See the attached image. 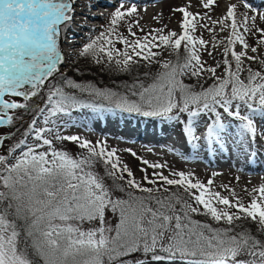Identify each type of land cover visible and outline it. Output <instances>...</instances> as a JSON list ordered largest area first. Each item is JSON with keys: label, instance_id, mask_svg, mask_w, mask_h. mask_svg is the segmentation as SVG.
I'll return each instance as SVG.
<instances>
[{"label": "snow or ice", "instance_id": "6c2138e0", "mask_svg": "<svg viewBox=\"0 0 264 264\" xmlns=\"http://www.w3.org/2000/svg\"><path fill=\"white\" fill-rule=\"evenodd\" d=\"M76 2L0 0V125L15 129L29 117L19 139L0 134V264H264V183L245 189V203L214 191L213 178L205 184L148 160L142 163L154 171L141 182L106 140L64 131L75 126L73 112L87 109L178 124L196 152L201 139L226 152L235 129L237 139H264L256 123L264 122V27L257 22L264 23V12L241 0L245 11L233 3L214 18L208 10L216 0H198L203 13L187 0L171 10L181 16L180 32L164 25L137 36L134 28L144 32L139 9L120 0L99 34L66 55L60 41L75 42L69 33ZM73 55L131 80L122 90L77 81L60 71ZM57 141L80 151L70 154Z\"/></svg>", "mask_w": 264, "mask_h": 264}, {"label": "rangeland", "instance_id": "374dc122", "mask_svg": "<svg viewBox=\"0 0 264 264\" xmlns=\"http://www.w3.org/2000/svg\"><path fill=\"white\" fill-rule=\"evenodd\" d=\"M102 1L105 3H97L98 0H77L74 5L75 20L71 26V33H69V35L73 36L75 42L70 44L63 39L60 41L66 55L78 52L81 46L87 42L89 36L94 38L98 35L102 28L109 23L112 12L120 3V0ZM186 2L187 0H129L125 7H130L132 3L137 5L140 23L144 27V32H140L135 28L134 31H137V36H143L149 29L160 28L164 25H167V30L180 32L178 21L181 16L179 13L173 14L171 10L184 5ZM191 2L193 5L191 10L193 12L199 11L203 13L205 11L198 6V0H191ZM216 3L217 6H215L214 10H208L214 18H219L225 14L227 7L233 3L239 5L238 12L245 11L241 0H216ZM248 3L256 10V13L264 12V0H248ZM97 14L100 16H96ZM252 14L249 11V15ZM154 17H157V19H154ZM257 22L260 23L261 27H264V23L259 20ZM120 31L125 36L128 35L123 24L120 27ZM200 34H203L205 39L209 37L206 31L198 29L197 35ZM219 35L226 36L227 33H219ZM249 42H254L251 37H249ZM116 47L121 48L122 45L116 44ZM237 50H239V46H237ZM221 52L222 48L214 51L216 60L222 59ZM203 58L208 64H215V61L206 54ZM79 59V56H70L66 63L60 67V71L65 75L72 74L77 67ZM253 66L256 67V65ZM94 76L95 71L89 69L82 71L81 74L79 73L74 78L77 81H80V79L91 82L102 80L101 77L92 78ZM130 80L131 77L126 79L125 83L130 82ZM110 83L109 88H112L114 87L112 84H115L116 81L111 80ZM102 86L106 87L105 84H102ZM39 100L43 99L39 98ZM86 110L73 112L75 126L65 129V134H78L93 142L106 140L108 147L117 149V154L120 156L121 161L128 165L134 173V177L141 182H143L145 174L151 177L154 171L151 167L142 163V160H148L151 163L167 164L172 170H184L185 172L194 173V177L199 178L205 184L210 178H213L212 189L214 191H219L221 195L230 199L240 198L245 203H248L250 199L249 193L245 189L251 190L253 187L264 183V139L259 136L255 143H250L244 137L237 139L235 133H238L239 129H235L233 135L228 138V150L226 152H221L218 148L214 151L208 149L204 146L203 139L199 142L201 149L196 152L186 143L181 126L178 124H162L158 119H144L124 113H105L99 116L90 110ZM78 116L82 120L77 124L76 119ZM28 120L29 117L25 116L23 122L19 123L15 129L0 125V134L9 137L15 134V138L19 139L20 134L28 126ZM232 123L235 124L236 121H232ZM256 123L258 128H264V122L260 118L256 119ZM204 131L205 124L202 123L197 129V133L203 137ZM241 140H243L242 147ZM11 142V140H6L5 144L7 145ZM178 142H180V145ZM56 146L67 150L70 154H77L80 151L74 143L67 141L63 143L57 141ZM173 148L181 155H176L169 151ZM179 149L184 152H180ZM127 150H132L137 155L134 157ZM251 152H255V155H250ZM184 155L188 157L187 160L182 158ZM145 168L147 169L146 173L141 171V169ZM96 170L103 174V165L98 164ZM156 171H160V169H156ZM163 171L165 175L169 174V168H165ZM213 173H221V175L213 177ZM237 177L239 178L238 180ZM229 189L234 190L235 197ZM160 264H169V262L164 261L160 262ZM176 264H179V262H176Z\"/></svg>", "mask_w": 264, "mask_h": 264}, {"label": "trees", "instance_id": "16d2710c", "mask_svg": "<svg viewBox=\"0 0 264 264\" xmlns=\"http://www.w3.org/2000/svg\"><path fill=\"white\" fill-rule=\"evenodd\" d=\"M79 62L77 63V67L76 68H80L82 71L84 70H89V69H93L95 71V76L92 78H97V77H101L102 80L101 81H92L94 83H96L99 87H102V84H105L107 88L110 87L111 85V80H115L116 83L112 84L114 85V87H112V89H121L122 90V85L125 83L126 79L130 78L129 75L127 74H121V73H117V72H106V71H101L98 66H96L95 64L90 63V61L88 59L79 57ZM93 67V68H91ZM145 69L141 68L140 71L143 72ZM82 71L80 72V74L82 73ZM79 73H77L76 71H73L72 74L70 75H66L68 77H75L76 75H78ZM60 80V77L57 76L56 80H53L52 83H57ZM80 81H83L82 79H80ZM86 81V80H84ZM189 83H194L195 81H187ZM211 81H207V83H205V86H207L208 84H210ZM45 95H46V90H45ZM41 99H43V96L39 97ZM131 115H135V114H131ZM195 218L200 219V220H207L209 218L204 217V216H196ZM214 223V222H213ZM247 223V222H246ZM249 227H252L251 225H249ZM254 230V227H253Z\"/></svg>", "mask_w": 264, "mask_h": 264}, {"label": "bare ground", "instance_id": "6f19581e", "mask_svg": "<svg viewBox=\"0 0 264 264\" xmlns=\"http://www.w3.org/2000/svg\"><path fill=\"white\" fill-rule=\"evenodd\" d=\"M97 3H105V2H103L102 0H98V2ZM253 3V2H252Z\"/></svg>", "mask_w": 264, "mask_h": 264}]
</instances>
